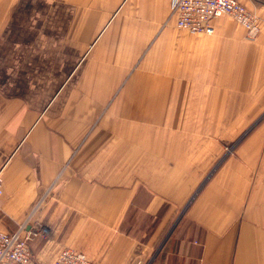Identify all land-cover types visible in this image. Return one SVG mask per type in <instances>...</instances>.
Listing matches in <instances>:
<instances>
[{"label":"crops","instance_id":"0c3cea01","mask_svg":"<svg viewBox=\"0 0 264 264\" xmlns=\"http://www.w3.org/2000/svg\"><path fill=\"white\" fill-rule=\"evenodd\" d=\"M172 1L0 0V233L36 264H143L182 212L160 264H264V5L248 40Z\"/></svg>","mask_w":264,"mask_h":264},{"label":"built area","instance_id":"2783aa9c","mask_svg":"<svg viewBox=\"0 0 264 264\" xmlns=\"http://www.w3.org/2000/svg\"><path fill=\"white\" fill-rule=\"evenodd\" d=\"M264 2V0H262ZM170 16L176 28L194 35H212L211 22L228 16L245 31L248 40H254L260 32L259 18L237 0H173ZM3 194L0 175V196ZM35 232L19 228L12 233H0V264H36L29 243ZM51 264H95L84 254L62 249Z\"/></svg>","mask_w":264,"mask_h":264},{"label":"rangeland","instance_id":"374dc122","mask_svg":"<svg viewBox=\"0 0 264 264\" xmlns=\"http://www.w3.org/2000/svg\"><path fill=\"white\" fill-rule=\"evenodd\" d=\"M250 132H251V130L248 132L245 130L244 131L221 132V141L224 143V145H226V149L224 150L225 154H230L233 151V149H232L233 147H231V146H233V144L236 141L239 142L240 139L242 140L243 138L247 137L248 134H250ZM208 134H209V132H208ZM182 215H183V213H182ZM177 219H178L177 216H176V218L173 219L172 225L168 227L166 232L158 240L155 247L153 248L152 251H150L148 258L145 260V262L143 264H160L161 262L164 261L163 259H164V257H166V251H167V249L164 246H165L167 240H169V238L173 234L177 225L182 220L181 217L177 221V223L175 225L176 227L173 228V230L171 231V233L169 234L168 237H167V234L169 233V230H171V228L173 227V225L175 224Z\"/></svg>","mask_w":264,"mask_h":264},{"label":"water","instance_id":"95a60500","mask_svg":"<svg viewBox=\"0 0 264 264\" xmlns=\"http://www.w3.org/2000/svg\"><path fill=\"white\" fill-rule=\"evenodd\" d=\"M183 213V212H182ZM182 213L180 214V216L178 217V219L176 220L175 224L173 225V227L171 228V230L169 231V233L167 234V237L169 236V234L171 233V231L173 230V228L175 227L177 221L180 219Z\"/></svg>","mask_w":264,"mask_h":264},{"label":"trees","instance_id":"16d2710c","mask_svg":"<svg viewBox=\"0 0 264 264\" xmlns=\"http://www.w3.org/2000/svg\"><path fill=\"white\" fill-rule=\"evenodd\" d=\"M255 3L257 4H261V5H264V2L262 0H253Z\"/></svg>","mask_w":264,"mask_h":264}]
</instances>
